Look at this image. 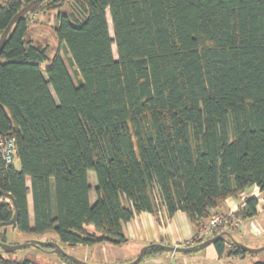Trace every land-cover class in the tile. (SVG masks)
Instances as JSON below:
<instances>
[{
	"label": "trees",
	"instance_id": "16d2710c",
	"mask_svg": "<svg viewBox=\"0 0 264 264\" xmlns=\"http://www.w3.org/2000/svg\"><path fill=\"white\" fill-rule=\"evenodd\" d=\"M32 1H0V37ZM66 1L44 0L0 52V138L14 141L18 165L0 157V223L17 212L0 242L12 230L59 246H121L122 225L159 208L186 215L194 234L185 247L229 240L231 225L196 237L224 201L264 192V0H72L80 22L60 11ZM41 11L57 12L52 57L28 40ZM241 201L234 217L254 218L257 198ZM212 245L218 257L251 255ZM148 246L139 264L166 254ZM16 252L0 249V264H36Z\"/></svg>",
	"mask_w": 264,
	"mask_h": 264
},
{
	"label": "crops",
	"instance_id": "0c3cea01",
	"mask_svg": "<svg viewBox=\"0 0 264 264\" xmlns=\"http://www.w3.org/2000/svg\"><path fill=\"white\" fill-rule=\"evenodd\" d=\"M56 14L57 13L55 12L41 11L37 14L32 15L31 19H33L34 23L31 25L28 31V40L31 41L34 45H38L40 43L38 41L39 39L34 36L39 33V30H45L47 26L51 27L53 22H55L56 20ZM27 186L29 187V181H27ZM252 192L255 193L253 196L257 198L256 196H258L259 190L255 187L251 189L250 193ZM246 197H252V194L246 196L244 195L239 199H228L218 205L215 209H212L210 211V215H224L229 212L234 213L238 209V207L241 206V200ZM27 203L28 211L30 217L32 218V200L30 195H28L27 197ZM256 210L258 214L259 204L256 207ZM250 220L251 219L241 221V227L244 226V223L249 222ZM122 228L127 239V243L121 246H114L108 243H94L91 245L78 244L73 247L65 244L62 245V247H66L73 252H77L78 254H80V256L78 257L79 260H84L85 262L94 264H124L134 260L138 256L140 250L150 244L162 243L171 246L185 247V245H187L188 243H192V237L194 234L192 226L190 225V222L185 214L177 212L173 217L170 218L166 215V212L163 208H159L157 215L150 213H141L135 216L130 222L123 224ZM237 230L241 232L240 235H243L240 238L245 241H254L261 237L260 235L253 236L250 234V232L249 234L246 232L243 233L242 229ZM85 231L90 235L95 234L94 229L91 226L86 227ZM254 237L257 239H253ZM262 245H264V241L259 246ZM109 247H116V250ZM123 247L127 249L124 250L125 252L119 253V251ZM209 247L207 248V251L205 250L203 252H200L199 254L191 256L190 258L189 256H184L181 259L184 263L192 262V264H249L250 261L253 262L257 259L254 258L252 260H248L245 257H225L224 255L222 257H218L214 247ZM34 251H37L39 253L41 252L46 255V257L50 259L52 264H65L53 253L38 251L36 249H34ZM174 255L175 254L172 253H166L160 257L148 259L144 261L143 264H160V261L162 259L176 258V256ZM49 256H53L55 259L49 258Z\"/></svg>",
	"mask_w": 264,
	"mask_h": 264
},
{
	"label": "rangeland",
	"instance_id": "374dc122",
	"mask_svg": "<svg viewBox=\"0 0 264 264\" xmlns=\"http://www.w3.org/2000/svg\"><path fill=\"white\" fill-rule=\"evenodd\" d=\"M60 11L61 12H65V13L71 12L72 15L74 16V20H76L78 22L82 21L83 18H84L83 12L80 11L77 7L74 6V3H73L72 0H67L62 5ZM54 12L57 13L56 11H54ZM107 20H108L109 32H110V35H112V27H111L110 17ZM55 25H56V20H55V22H53V24H52L51 27L50 26H47L45 28V30H39V33L36 36H34L37 39H39L38 41L40 43L38 45H40V46H46L48 48L47 53H48V56L49 57H52L53 54L58 49L57 42H56V40H55L52 32L50 31V29L53 28ZM112 52H113V56L116 58V50H115V46L114 45L112 46ZM61 56H62V58H63V60H64V62L66 64V68L69 71L72 79L74 81H76L74 68L72 67V64H71V62L69 60V57H68L67 53H65V51L63 49L61 50ZM15 166H18L16 162H15ZM89 182L93 186H94V184H96V179H95V176H94L93 173H90V175H89ZM251 194H252V197H254L253 195L255 193L252 192V193H250V195ZM256 197L258 199V204H259V213L254 218H252L249 222L244 223V226H242V227L241 226L240 227L236 226L235 230L234 229L232 231H230L231 229L229 230L230 232H232V236L234 237L235 240H237V241L245 244L246 246H248L250 248H257L264 241V192H262V193L259 192L258 193V196H256ZM237 229H242V232L243 233L246 232L248 234H249V232H250L251 229H255V231L257 229V231L259 232V235L261 237H259L258 239L254 237L253 239H257V240H254V241H245L242 238H240L243 235H240L241 232L238 231ZM250 234L253 235L251 232H250ZM259 235H257V236H259ZM26 236L27 235L20 234L18 232H14L12 230H8L7 235H6V241H7L6 244H10V245L22 244L25 239H28V241H29V239L31 240V237H26ZM253 236H256V235H253ZM46 238L49 239V238H55V237H54L53 234H49V235L46 236ZM25 241H27V240H25ZM212 246L213 245H210L209 248H211ZM109 248H114V250H116L115 249L116 247H109ZM207 248L204 249V250H202V251H200V252H203L205 250L207 251ZM63 249L69 255L71 254L74 257H76L77 259H79L78 257L80 256V254H78L77 252H73L72 250H70L69 248H66V247H63ZM125 249H127V248L123 247L119 251V253L125 252L124 251ZM199 253H196V254H199ZM196 254H192V255L175 254L174 256H176V258L162 259L160 261V264H192V262L184 263L181 258H183L184 256L185 257H188L189 256V258H190L191 256H194ZM12 256H13V258H17V259H22L25 256L26 257L28 256V257L32 258V260L36 264H52V262L50 261V259H48V257H46V255H44L41 252L39 253L37 251H34V249L32 247L29 248V249L26 248V249L19 250L16 253H14ZM257 256L259 257V259L263 260L264 259V251L261 252L260 254H258ZM258 257H256L255 255H247L245 258L248 259V260H252V259L258 258ZM49 258H54V257L53 256L52 257L49 256ZM251 263H252V261L249 262V264H251ZM241 264H244V263H241Z\"/></svg>",
	"mask_w": 264,
	"mask_h": 264
},
{
	"label": "water",
	"instance_id": "95a60500",
	"mask_svg": "<svg viewBox=\"0 0 264 264\" xmlns=\"http://www.w3.org/2000/svg\"><path fill=\"white\" fill-rule=\"evenodd\" d=\"M43 1L44 0H34V1L24 5L21 8V10L13 16V18L10 20L9 24L7 25V27L5 28V30L1 34L0 52L3 48L4 42H5L8 34H9V32H10L11 28L14 26V24L16 22H18L19 20L25 18V16L27 14H29L30 12L35 10L37 7H39ZM0 195H2L1 192H0ZM3 196L10 198V196L6 195V194H3ZM16 218H17V212L15 211L13 218L9 222L0 223V228L5 227V226H11L12 229H14L15 224H16ZM228 238H229V240H226L223 235L219 234L217 236L211 237V238L204 240L203 242L198 243V244L193 245V246L179 247V246L166 245V244H162V243H156V244H153V246L164 251L165 253L196 254V253H199L200 251L206 249L210 245H212L214 243V241H216V240H225L227 242V244H229L230 246H233L236 249H239V250L244 251V252L251 254V255H257V254H260L261 252L264 251V245L257 247V248H250V247L246 246L245 244L235 240L231 235H229ZM41 245L50 246L52 248V252L54 254H60L62 256H65L73 264H94V263H89V262L79 260L76 257L69 255L61 246H59L55 242H41L39 240H30L28 242H24L22 244H15V245L2 244L0 242V249L5 254H10V253L22 250L28 246L33 247V248H36V247L39 248ZM148 247L149 246L143 247L140 250L138 256L133 261H131L129 263H124V264H139L140 261L142 260L143 256L145 255ZM107 264H117V263H107Z\"/></svg>",
	"mask_w": 264,
	"mask_h": 264
},
{
	"label": "built area",
	"instance_id": "2783aa9c",
	"mask_svg": "<svg viewBox=\"0 0 264 264\" xmlns=\"http://www.w3.org/2000/svg\"><path fill=\"white\" fill-rule=\"evenodd\" d=\"M34 23L33 19H30V24ZM0 157L6 163V165H14L16 161V149L13 140H7L0 138ZM243 207V203L241 204ZM241 226V221L234 217L233 212H229L224 215H212L199 230L196 237L197 240H202V238L212 235L215 230H225L229 226ZM250 232L253 235H259V232L255 229H251Z\"/></svg>",
	"mask_w": 264,
	"mask_h": 264
}]
</instances>
